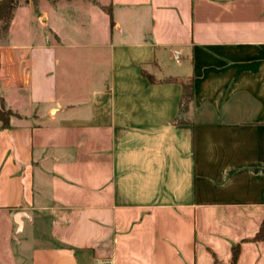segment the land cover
I'll return each instance as SVG.
<instances>
[{"label": "crops", "instance_id": "0c3cea01", "mask_svg": "<svg viewBox=\"0 0 264 264\" xmlns=\"http://www.w3.org/2000/svg\"><path fill=\"white\" fill-rule=\"evenodd\" d=\"M0 105V264H264V0L30 1Z\"/></svg>", "mask_w": 264, "mask_h": 264}, {"label": "trees", "instance_id": "16d2710c", "mask_svg": "<svg viewBox=\"0 0 264 264\" xmlns=\"http://www.w3.org/2000/svg\"><path fill=\"white\" fill-rule=\"evenodd\" d=\"M15 0H0V28L2 31H7L10 22L13 18L15 9ZM193 97V86L188 84L184 85L182 89V96L180 100V109L187 108L188 104ZM13 114L10 111L5 110L2 105H0V123L2 128H7L9 125L10 117ZM253 241L264 240V220L260 226L258 233L252 239ZM239 253V245L232 246V257L230 264H235Z\"/></svg>", "mask_w": 264, "mask_h": 264}, {"label": "rangeland", "instance_id": "374dc122", "mask_svg": "<svg viewBox=\"0 0 264 264\" xmlns=\"http://www.w3.org/2000/svg\"><path fill=\"white\" fill-rule=\"evenodd\" d=\"M31 2H34V0H15V8L16 7H23L24 5H27ZM6 33L7 31H2V29L0 28V43L3 42L6 39Z\"/></svg>", "mask_w": 264, "mask_h": 264}]
</instances>
